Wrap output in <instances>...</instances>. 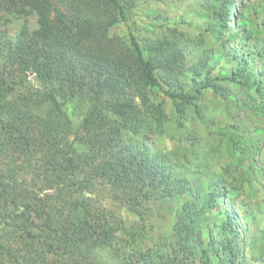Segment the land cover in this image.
I'll return each mask as SVG.
<instances>
[{
    "label": "trees",
    "instance_id": "obj_1",
    "mask_svg": "<svg viewBox=\"0 0 264 264\" xmlns=\"http://www.w3.org/2000/svg\"><path fill=\"white\" fill-rule=\"evenodd\" d=\"M140 1L0 0V264H264V0H197V35ZM170 120L202 125L181 159L148 143Z\"/></svg>",
    "mask_w": 264,
    "mask_h": 264
},
{
    "label": "rangeland",
    "instance_id": "obj_2",
    "mask_svg": "<svg viewBox=\"0 0 264 264\" xmlns=\"http://www.w3.org/2000/svg\"><path fill=\"white\" fill-rule=\"evenodd\" d=\"M254 1V0H251ZM156 7L163 16H166L167 19L170 21V25L174 26L177 25L182 30H187L191 33V35H197L200 30H205L206 25V19L204 17H201L199 14H197L194 10L199 7L197 0H164V1H155V0H144L140 1L135 8L134 13V19L136 20L137 24L140 26H144L147 22L148 18V7ZM8 16V15H7ZM13 20V19H12ZM24 19L15 18L12 22L7 23V30L9 32H17L18 29L23 24ZM27 25L30 29H34L38 25L37 17L36 16H30L27 20ZM129 29L125 25V23H118L117 25L113 26L111 28V34H119L121 36L127 37L128 36ZM205 35L210 39L212 38L209 32H204ZM229 58H220V55L217 54L212 59V66L214 67L213 74H220L224 71L223 69H230L232 66H234L236 63L234 61H230ZM222 71V72H221ZM30 80L32 83L38 84L36 78L34 75L30 76ZM232 88H241L240 84H235L232 86ZM213 94L211 92H208V97L212 98ZM243 99V97H242ZM156 101H163L165 109L170 115H173V108L171 106L170 100L162 95L160 98H158ZM70 111L72 109V106L69 107ZM215 111V110H214ZM244 114V113H243ZM245 115V114H244ZM213 116L215 117L216 121L219 124H228V111H224L222 107H220V110L217 109L216 112H213ZM243 116V115H241ZM71 119L75 123L79 122V119L76 117V115H71ZM251 121L246 120L243 122V125L241 128H245V125L251 126ZM201 124H196L195 121H187L186 126L184 127H178L177 123L174 120H170L168 122V131L164 135H157L153 134L149 137L148 143L152 147L153 150L157 149H167L172 154H174L179 159L182 158L184 154H190L191 148H190V142L185 140L186 138V132L187 130H193L197 129L198 131H201ZM219 136H215L212 140L213 145H217L219 143ZM208 155H203L204 162L208 163V165H211V167L214 170L220 169V165L223 162H227L228 158L226 154L223 152L220 153H207ZM213 155V156H212ZM203 162V163H204ZM246 190V189H245ZM52 193L53 190H47L43 191V193ZM246 194H248V190H246L245 194L241 195L233 201L231 205V210L234 212L239 211L240 208V201L242 198L246 197ZM88 195V194H87ZM90 196L101 199L103 203L108 207H113L109 200H106L102 194H89ZM121 214L126 221L127 224H131L135 219H137V216L132 212L129 211L127 208L121 209ZM260 220L261 223L264 226V215L260 214ZM162 230L166 232L167 236H171L172 233V221L168 224L162 225ZM246 241V240H245ZM242 242V244L245 243ZM258 243H263V240L259 239ZM248 254H250V251H248Z\"/></svg>",
    "mask_w": 264,
    "mask_h": 264
}]
</instances>
